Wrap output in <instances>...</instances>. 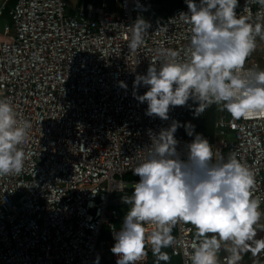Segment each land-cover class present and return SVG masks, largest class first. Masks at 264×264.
Masks as SVG:
<instances>
[{
    "label": "built area",
    "instance_id": "2783aa9c",
    "mask_svg": "<svg viewBox=\"0 0 264 264\" xmlns=\"http://www.w3.org/2000/svg\"><path fill=\"white\" fill-rule=\"evenodd\" d=\"M7 2L0 4V21ZM74 3L16 0L8 11L10 27L0 43V98H8L18 118L32 126L20 146L23 171L0 176V264H95L97 257L115 263L111 226L118 231L131 207L121 196L139 179L133 169L151 144L148 130L158 133L173 120L184 125L197 117L191 99L170 108L168 120L149 117L146 102L135 98L147 88L133 87L150 62L159 67L166 59L157 50L189 58L191 26L177 16L187 11L185 3L162 19L148 17L157 0ZM238 3L237 13L248 15L250 9L254 22L264 15L254 0ZM138 16L151 27L144 44L132 52L129 27ZM251 55L245 70L257 66L249 64ZM213 130V151L225 158L235 152L253 171L254 197L264 212V118L220 117ZM174 136L178 151L192 140L184 127ZM145 227L147 256L138 264L156 262L150 242L155 226ZM172 235L176 242L168 247L170 254L180 264H191L185 253L192 252L195 228L178 222ZM229 256V251L219 255L220 264Z\"/></svg>",
    "mask_w": 264,
    "mask_h": 264
},
{
    "label": "clouds",
    "instance_id": "9594fccd",
    "mask_svg": "<svg viewBox=\"0 0 264 264\" xmlns=\"http://www.w3.org/2000/svg\"><path fill=\"white\" fill-rule=\"evenodd\" d=\"M184 2L187 11L177 16L191 26L189 58L181 60L176 50H157L166 59L159 67L150 62L146 74L135 76L134 89L147 88L135 96L146 102L145 115L168 120L170 108L185 106L191 99L197 117L215 104L234 120L264 118V70L258 65L244 68L257 48V37L264 40V15L259 22L252 21L250 9L248 15H239L238 0ZM254 2L264 12V0ZM150 27L149 21L137 17L129 27L130 51L144 44ZM120 87L127 86L120 82ZM31 126L18 118L8 98H0V176L23 171L25 153L20 146ZM179 127L193 137L180 151L174 136ZM148 135L151 144L133 169L139 179L130 196H121V202L131 207L118 231L111 226L115 264H138L146 258V224L155 226L150 242L156 264L170 260L162 249L175 244L172 231L178 222L195 228L192 252L185 253L191 264H220L218 254L227 242L231 245L227 264H240L243 252L255 256L264 251V238H256L264 212L260 199L254 197L255 176L237 154L230 152L225 158L214 152L207 138L194 133L191 123L173 120L158 133L149 129Z\"/></svg>",
    "mask_w": 264,
    "mask_h": 264
},
{
    "label": "rangeland",
    "instance_id": "374dc122",
    "mask_svg": "<svg viewBox=\"0 0 264 264\" xmlns=\"http://www.w3.org/2000/svg\"><path fill=\"white\" fill-rule=\"evenodd\" d=\"M169 1L170 0L159 1L157 3L158 7L156 6L157 9L162 10L164 13H167ZM67 3L69 5V7H71V5H72L71 1L67 0ZM2 21L3 20L0 21V34L2 33V29H3ZM254 62H257L259 64L260 68L264 70V54L262 55V57H259V56L256 57ZM209 110H208L209 112H207L205 115L200 117L198 120L186 121V123H191L192 125H194L195 132L202 134L208 140H210L212 137L214 138V134H213L214 133V131H213L214 121L220 117H226L227 116L225 111H221L220 106H218V105L211 107V109H209ZM166 252L168 253L167 250H166ZM163 262L165 263V261H163Z\"/></svg>",
    "mask_w": 264,
    "mask_h": 264
},
{
    "label": "crops",
    "instance_id": "0c3cea01",
    "mask_svg": "<svg viewBox=\"0 0 264 264\" xmlns=\"http://www.w3.org/2000/svg\"><path fill=\"white\" fill-rule=\"evenodd\" d=\"M4 1L5 0H0V4L2 2H4ZM9 1L10 0H8L7 3H9ZM70 1H71L72 5L75 4L74 0H70ZM6 7H7V4H6ZM157 7H156V9H157ZM5 10H6V8H5ZM5 10H4V12H5ZM158 11H160V10H158ZM2 20H3L2 21L3 29H2V33L0 34V43L5 39V30H6V28L10 27V22H9L8 19H6L5 17H2ZM263 54H264V40H260L257 43L256 50L251 55L249 64L253 63L255 61L256 57H258V56L262 57ZM257 62H255V63H257ZM257 65L259 66L258 63H257ZM259 69L263 70V69L260 68V66H259ZM225 113H226V110H225ZM227 117L228 116H226V118ZM256 227H257V237L256 238L257 239L264 238V216L261 217V220H260L259 224ZM230 246H231L230 242L222 244V248H221V251L219 252L218 256L228 252V249L230 248ZM241 255H242V260L240 262L242 264H264V251H261L259 254L255 255V256L252 254L251 251L243 252V253H241Z\"/></svg>",
    "mask_w": 264,
    "mask_h": 264
},
{
    "label": "trees",
    "instance_id": "16d2710c",
    "mask_svg": "<svg viewBox=\"0 0 264 264\" xmlns=\"http://www.w3.org/2000/svg\"><path fill=\"white\" fill-rule=\"evenodd\" d=\"M159 1H162V0H157V3L159 2ZM15 2H16V0H10L9 1V3H7V7H6V10H5V12H4V14H3V17H5L6 19H8L9 20V17H8V11L13 7V5L15 4ZM185 2H184V0H170L169 1V4H168V10H167V13H164L162 10H160V11H158L157 9H153L151 12H150V14H149V18L150 19H162V18H164L166 15H168L169 13H171V11L175 8V7H177V6H179V5H182V4H184ZM211 109V108H210ZM210 111V110H209ZM209 111H207V112H209ZM206 112V113H207ZM205 113V114H206ZM205 114H202V115H199L198 117H195V118H193V119H188V120H198L200 117H202L203 115H205ZM226 115L228 116V117H230V114H228L227 113V111H226ZM187 120V121H188ZM214 131V130H213ZM185 133H186V131H185ZM194 133H197V132H195V129H194ZM187 134V133H186ZM214 134V133H213ZM193 138V137H192ZM214 140V138L212 137L210 140H209V142H212ZM132 194V191H128V192H125L124 194H123V196H130ZM165 250V251H164ZM166 250L168 251V254H169V256H170V260L168 261V262H163V261H161V262H159V264H180V259L179 258H177V257H173L171 254H170V252H169V250H168V248H165V249H163L162 251H164V252H166ZM95 264H96V262H95ZM99 264H114V263H110V262H103L102 260H100L99 259ZM151 264H156V262L155 263H151Z\"/></svg>",
    "mask_w": 264,
    "mask_h": 264
}]
</instances>
